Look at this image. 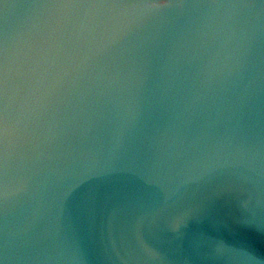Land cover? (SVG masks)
Returning a JSON list of instances; mask_svg holds the SVG:
<instances>
[{
	"label": "water",
	"instance_id": "water-1",
	"mask_svg": "<svg viewBox=\"0 0 264 264\" xmlns=\"http://www.w3.org/2000/svg\"><path fill=\"white\" fill-rule=\"evenodd\" d=\"M0 264H264V0H0Z\"/></svg>",
	"mask_w": 264,
	"mask_h": 264
}]
</instances>
